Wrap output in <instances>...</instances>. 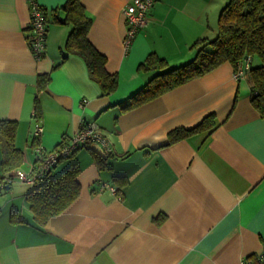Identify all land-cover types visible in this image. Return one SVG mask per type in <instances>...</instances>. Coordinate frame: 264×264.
<instances>
[{
  "label": "crops",
  "instance_id": "obj_1",
  "mask_svg": "<svg viewBox=\"0 0 264 264\" xmlns=\"http://www.w3.org/2000/svg\"><path fill=\"white\" fill-rule=\"evenodd\" d=\"M65 1L37 0L47 16L45 52L37 59L29 48L28 1L0 0V118L17 122L23 162L16 170L33 168L36 124L46 150L67 141L81 123L94 122L114 151L103 156L94 144L54 166L51 177L76 163L80 192L42 226L26 200L33 185L15 170L10 181L0 174V264H240L259 252L264 118L250 102L247 78L235 79L234 67L224 62L139 106L120 105L157 72L139 68L149 54L168 67L190 61L193 42L215 36L228 0H156L127 51L122 9L132 0H81L92 21L88 39L117 76L108 95L79 55L67 53L54 68L71 31L53 17L64 18ZM45 73L50 81L38 91L37 77ZM36 97L40 118L34 116ZM210 114L212 129L169 143L170 130L190 128ZM101 183L118 191H99ZM12 211L18 221L10 220Z\"/></svg>",
  "mask_w": 264,
  "mask_h": 264
},
{
  "label": "trees",
  "instance_id": "obj_2",
  "mask_svg": "<svg viewBox=\"0 0 264 264\" xmlns=\"http://www.w3.org/2000/svg\"><path fill=\"white\" fill-rule=\"evenodd\" d=\"M61 8L65 12L64 18L61 19L54 14V20L71 25V31L66 39L61 59L54 68L65 60L67 53L77 54L84 59L90 77L100 86L102 95L114 92L117 87V76L106 70V57L88 39L92 21L81 0H66ZM190 48L194 51L192 59L176 67H168L164 58L154 53L149 54L139 64V68L157 72L141 90L120 103L122 109L128 110L150 101L166 91L202 76L221 63L229 62L235 67L244 57L250 56L259 61L257 65L251 64L247 75L251 92L250 102L264 118V0H228L219 13L215 36L199 38ZM49 81V73L38 75V91L44 89ZM34 116L41 117L37 97L34 102ZM213 127V115L210 114L190 128L179 127L170 130L169 143ZM16 130L15 120L0 118L2 152L0 174L8 181L11 179L9 174L18 169L23 162V154L15 144ZM65 143L66 141L58 147ZM31 144L37 145V139L32 140ZM78 172L79 166L73 163L57 176L51 177L49 172L32 186L26 194V200L38 225H44L51 217L63 212L78 197L80 192ZM115 181L120 186L124 183L123 178H115ZM14 215L15 211H12L10 220L18 221Z\"/></svg>",
  "mask_w": 264,
  "mask_h": 264
},
{
  "label": "built area",
  "instance_id": "obj_3",
  "mask_svg": "<svg viewBox=\"0 0 264 264\" xmlns=\"http://www.w3.org/2000/svg\"><path fill=\"white\" fill-rule=\"evenodd\" d=\"M27 1L29 6V21L27 24L30 30L29 48L33 56L39 59L43 56L46 47V11L37 0ZM155 2L156 0H132L123 7L122 12L126 22V30L122 38V45L125 51L130 48L138 31L147 24L149 12ZM251 64L252 58L250 56L240 60L234 67V78L237 80L247 78ZM41 133L42 126L36 124L30 132V140H38ZM94 144L101 146L103 156L110 155L114 151L109 139L100 131L96 123H81L78 130L62 146L53 150H46L39 143L35 145V160L32 170L27 174L15 170V176L23 182L34 185L38 180L44 178L62 159L72 156L80 148H89ZM9 175L12 178L13 174L10 173ZM105 189L110 190L112 193L118 191V187L115 184H99V191ZM240 264H264V246L259 252L243 257Z\"/></svg>",
  "mask_w": 264,
  "mask_h": 264
}]
</instances>
